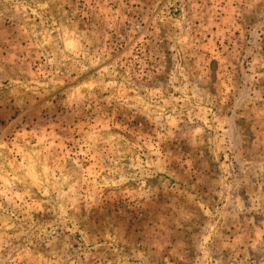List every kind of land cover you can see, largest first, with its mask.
Listing matches in <instances>:
<instances>
[{"label":"rangeland","instance_id":"rangeland-1","mask_svg":"<svg viewBox=\"0 0 264 264\" xmlns=\"http://www.w3.org/2000/svg\"><path fill=\"white\" fill-rule=\"evenodd\" d=\"M0 264H264V0H0Z\"/></svg>","mask_w":264,"mask_h":264}]
</instances>
